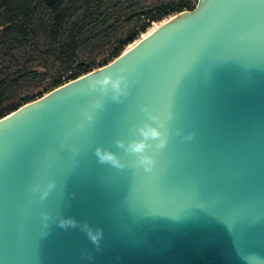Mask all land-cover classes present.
Listing matches in <instances>:
<instances>
[{
    "label": "water",
    "instance_id": "95a60500",
    "mask_svg": "<svg viewBox=\"0 0 264 264\" xmlns=\"http://www.w3.org/2000/svg\"><path fill=\"white\" fill-rule=\"evenodd\" d=\"M131 69L123 103L85 131L93 73ZM170 105L175 127L153 174L96 162L127 140L139 107ZM67 145H78L74 155ZM57 181L44 201L31 186ZM104 229H46L41 213ZM264 260V0H197L106 66L0 119V264H256Z\"/></svg>",
    "mask_w": 264,
    "mask_h": 264
},
{
    "label": "trees",
    "instance_id": "16d2710c",
    "mask_svg": "<svg viewBox=\"0 0 264 264\" xmlns=\"http://www.w3.org/2000/svg\"><path fill=\"white\" fill-rule=\"evenodd\" d=\"M193 0H0V119L117 58Z\"/></svg>",
    "mask_w": 264,
    "mask_h": 264
},
{
    "label": "clouds",
    "instance_id": "9594fccd",
    "mask_svg": "<svg viewBox=\"0 0 264 264\" xmlns=\"http://www.w3.org/2000/svg\"><path fill=\"white\" fill-rule=\"evenodd\" d=\"M130 71L131 69L122 67L116 74L106 69L93 73L92 78L88 80L87 90L88 92H99L100 96L90 99L88 107L81 110L83 118L77 123L76 130L83 132L92 125L96 113L104 109V98L115 103H123L129 97L135 83V80L129 75ZM139 112L143 114V117L131 128L130 137L127 140H116L117 147L122 149L128 159L123 158L112 148L97 145L93 155L98 164L108 165L117 170L131 168L146 174H153L158 167L157 156L167 147L171 137L181 136L182 139L188 141L194 136L192 132L182 135L183 130L174 126L176 113L168 104H160L157 107L142 104L139 107ZM67 147L72 154H79L78 145H67ZM56 186L57 181L54 179L38 180L31 186L33 198L38 197L40 201H44ZM53 221L58 227L65 230L78 228L88 241L99 250L104 238L102 227L93 225L87 220H78L71 215H59L54 218L47 211L41 213V222L46 229ZM247 262L250 264L249 261ZM256 264H264V260L256 256Z\"/></svg>",
    "mask_w": 264,
    "mask_h": 264
},
{
    "label": "rangeland",
    "instance_id": "374dc122",
    "mask_svg": "<svg viewBox=\"0 0 264 264\" xmlns=\"http://www.w3.org/2000/svg\"><path fill=\"white\" fill-rule=\"evenodd\" d=\"M167 19H169V18H166L165 20H167ZM165 20L160 21V22H154V23L151 25V27L146 31V33L149 32V30H153L155 27H157L159 24H161V23L164 22ZM146 33H144L143 35H145ZM143 35L140 36V37H139L136 41H134L132 44H130L129 46H127V47L124 49V51L127 50L128 48H130L134 43H136L137 41H139V40L143 37Z\"/></svg>",
    "mask_w": 264,
    "mask_h": 264
},
{
    "label": "built area",
    "instance_id": "2783aa9c",
    "mask_svg": "<svg viewBox=\"0 0 264 264\" xmlns=\"http://www.w3.org/2000/svg\"><path fill=\"white\" fill-rule=\"evenodd\" d=\"M197 2V0H193L192 1V3H194V2ZM172 17V16H171ZM168 18H170V17H168ZM140 36H142V35H140ZM113 61V60H112ZM111 61H109V62H107V64H109ZM106 64V65H107ZM106 65H104V66H106ZM103 67V66H102ZM84 76V75H83ZM82 77V76H81ZM80 78V77H79ZM78 79V78H77ZM76 80V79H75ZM71 81H73V80H65V79H62V85L61 86H63V85H66L67 83H69V82H71ZM61 86H59V87H61ZM58 87V88H59ZM55 89H57V88H55ZM55 89H53V90H55ZM53 90H49L48 92H46V93H43V96L44 95H46L47 93H49V92H51V91H53Z\"/></svg>",
    "mask_w": 264,
    "mask_h": 264
},
{
    "label": "bare ground",
    "instance_id": "6f19581e",
    "mask_svg": "<svg viewBox=\"0 0 264 264\" xmlns=\"http://www.w3.org/2000/svg\"><path fill=\"white\" fill-rule=\"evenodd\" d=\"M155 28H156V27H155ZM155 28H154V29H155ZM154 29H153V30H154ZM153 30H149V32H147L145 35H143L142 38H144L147 34H149L150 32H152Z\"/></svg>",
    "mask_w": 264,
    "mask_h": 264
}]
</instances>
